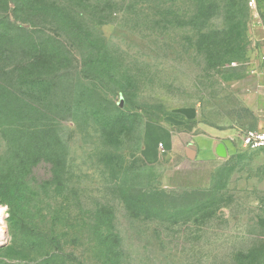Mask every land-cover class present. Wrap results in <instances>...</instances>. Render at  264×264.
Masks as SVG:
<instances>
[{
    "label": "rangeland",
    "instance_id": "rangeland-1",
    "mask_svg": "<svg viewBox=\"0 0 264 264\" xmlns=\"http://www.w3.org/2000/svg\"><path fill=\"white\" fill-rule=\"evenodd\" d=\"M26 41L48 44L63 111L22 96L6 114ZM0 43V264H264V150L242 143L264 130V0H0ZM43 118L63 176L3 177L2 124Z\"/></svg>",
    "mask_w": 264,
    "mask_h": 264
},
{
    "label": "trees",
    "instance_id": "trees-1",
    "mask_svg": "<svg viewBox=\"0 0 264 264\" xmlns=\"http://www.w3.org/2000/svg\"><path fill=\"white\" fill-rule=\"evenodd\" d=\"M238 14V16H235L237 20L242 16L241 11H239ZM247 20L248 19H246V21ZM242 22L243 20H240L239 23ZM18 31L24 35H28L30 38L34 33L31 28H27L26 26L19 27ZM25 44L27 47L23 53L27 56L30 55L29 59L16 63V67H21L22 72L18 75L15 84L11 82V84H9L11 89H14L16 85H19L21 88L24 87V89L20 90L19 88L16 90V94H13L16 100L13 98L6 99H12L11 103L7 106L6 114L12 115L16 113V109H18L19 106L17 102L21 101L20 99H22V96L34 99L39 103L48 102L44 104L47 112L52 113L55 111L58 113L63 111L62 109L66 108V105L54 101L57 97V92L54 89L56 87L54 86V69L52 67L55 66V64L52 62L51 57L48 56V53L50 54L48 44L46 42L37 43L34 41H26ZM12 50L13 47H11V45H1L0 43V59H7L6 54L8 56L9 54L12 55ZM54 56L57 58L60 57L58 52ZM9 96V93L3 95L4 98ZM21 106L24 108L23 103ZM49 106L52 108L50 109ZM2 127L4 133L3 138L7 142V145L11 147L12 150L10 153L13 155L14 160V165L10 168L7 167V173H3V177L9 178L15 174L20 177L21 175H29L31 172H34V166L42 161L50 164V171L53 179L63 176L62 173L65 170V153H63L64 150H62L63 136L61 133V123L43 118L39 120H21L17 122L8 121L2 124ZM46 181L47 180L41 183L42 187L40 190H44L43 188L50 183ZM11 182L10 179V181L2 183L8 193H15L17 196L25 197L29 189L30 193L33 192L30 184H28L29 187L27 188L26 185L20 187L18 182ZM42 195L46 196V191H43ZM33 224H35L34 229L39 226L38 223ZM25 226L27 225L25 224ZM56 227L57 222L54 225V228Z\"/></svg>",
    "mask_w": 264,
    "mask_h": 264
},
{
    "label": "crops",
    "instance_id": "crops-1",
    "mask_svg": "<svg viewBox=\"0 0 264 264\" xmlns=\"http://www.w3.org/2000/svg\"><path fill=\"white\" fill-rule=\"evenodd\" d=\"M259 73H257V79H258V88L257 93L255 96H260L261 106L264 107V69L258 70ZM212 139V138H210ZM213 144V153L217 154L220 157H227L229 156V152L232 149L230 146V143L227 142V140H216L212 139Z\"/></svg>",
    "mask_w": 264,
    "mask_h": 264
},
{
    "label": "built area",
    "instance_id": "built-area-1",
    "mask_svg": "<svg viewBox=\"0 0 264 264\" xmlns=\"http://www.w3.org/2000/svg\"><path fill=\"white\" fill-rule=\"evenodd\" d=\"M251 7L256 5V0H249ZM242 143L251 150H264V130H248L242 137Z\"/></svg>",
    "mask_w": 264,
    "mask_h": 264
},
{
    "label": "bare ground",
    "instance_id": "bare-ground-1",
    "mask_svg": "<svg viewBox=\"0 0 264 264\" xmlns=\"http://www.w3.org/2000/svg\"><path fill=\"white\" fill-rule=\"evenodd\" d=\"M0 236H2V230L0 229Z\"/></svg>",
    "mask_w": 264,
    "mask_h": 264
}]
</instances>
